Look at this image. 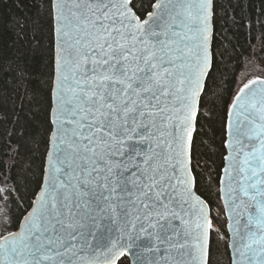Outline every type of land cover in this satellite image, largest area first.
Segmentation results:
<instances>
[{
    "label": "snow or ice",
    "instance_id": "obj_1",
    "mask_svg": "<svg viewBox=\"0 0 264 264\" xmlns=\"http://www.w3.org/2000/svg\"><path fill=\"white\" fill-rule=\"evenodd\" d=\"M48 150L0 185V264H264V77L226 102L214 227L192 175L213 0H46Z\"/></svg>",
    "mask_w": 264,
    "mask_h": 264
},
{
    "label": "trees",
    "instance_id": "obj_2",
    "mask_svg": "<svg viewBox=\"0 0 264 264\" xmlns=\"http://www.w3.org/2000/svg\"><path fill=\"white\" fill-rule=\"evenodd\" d=\"M213 79L194 133L192 175L209 203L214 227L226 102L247 79L264 77V0H213ZM52 21L46 0H0V185L28 198L48 148ZM211 264H229L224 240L212 234ZM125 264H128L126 261Z\"/></svg>",
    "mask_w": 264,
    "mask_h": 264
},
{
    "label": "water",
    "instance_id": "obj_3",
    "mask_svg": "<svg viewBox=\"0 0 264 264\" xmlns=\"http://www.w3.org/2000/svg\"><path fill=\"white\" fill-rule=\"evenodd\" d=\"M212 18H213V15H212ZM211 39H210V52H211V45H212V36H213V22H212V19H211ZM212 54V53H211ZM48 150V148H47ZM190 167H191V163H190ZM230 252V250H229Z\"/></svg>",
    "mask_w": 264,
    "mask_h": 264
}]
</instances>
